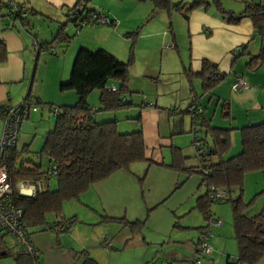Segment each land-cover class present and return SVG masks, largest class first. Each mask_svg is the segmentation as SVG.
I'll use <instances>...</instances> for the list:
<instances>
[{"label":"crops","instance_id":"1","mask_svg":"<svg viewBox=\"0 0 264 264\" xmlns=\"http://www.w3.org/2000/svg\"><path fill=\"white\" fill-rule=\"evenodd\" d=\"M15 1L26 4L30 14L25 20L27 27L16 26L9 29V26L0 24V43L4 45L6 53L5 63L0 66V110L13 107L28 96L39 102L38 115L32 117L34 113H31L22 122L16 148L18 150L21 145V150L27 149L23 154L24 161L39 167L44 173L50 169L51 163L49 158L39 154V151L45 135L53 129L54 121H48L42 126L40 123H44L51 108L57 109L76 103L75 93L59 94L58 88L68 80L71 62L77 50H91L90 46L98 41V37L89 31H83L68 45L59 43L55 55L42 48L34 57L32 42L36 40L40 45L52 42L59 28L66 26L63 19H60L63 12L71 6L74 7L78 0ZM239 1L234 8L227 5V2H233L232 0H220L225 12L233 15H238L244 10L242 0ZM252 1L264 6V0ZM3 4L4 0H0V10ZM176 17L183 18L178 14ZM187 17V20L183 18L185 36H177L172 24L169 32L163 30L164 36L162 34L159 38L160 47L162 49L165 46L163 42L168 39L167 49L179 52L180 46L186 41L189 58L188 69L186 67L185 71L199 73L201 61L206 60L225 74L224 82L206 95L200 94L201 89L196 91L192 82L190 89L199 97L197 106L210 127L233 130L230 134L231 149L224 159L233 158L241 150L239 131L243 127L264 122V65L254 71H249L246 67L249 59L259 53L261 42L255 35L249 19H243L238 25H229L214 10L206 13L201 10L193 11ZM34 23L40 24L41 30L45 29L43 39L32 31ZM119 23L115 22L113 27L117 28ZM67 32L65 30L68 35ZM148 37L153 36L149 34ZM170 44L174 45L173 48H169ZM238 78L244 81V88L233 91L232 84ZM37 81L44 88L33 92ZM129 89L132 92L138 90L131 87ZM193 94L189 90L187 99H190V102L187 108L192 103ZM132 102L136 106L125 115L124 122L116 121L117 131L130 133L140 129L146 147V158L152 163H138L131 165L128 170L116 172L91 186L78 201L65 203L60 218L49 215L48 224H56L60 219L68 220L73 224V230L70 234L55 237L53 242H43L40 236H36L34 242L31 238L32 244L40 254V264H83L82 253L87 254L97 264H158L160 260L172 261L175 264H195V261L199 260V233L206 222L196 209V204L205 194V190L197 173L199 164L195 161L196 153L191 148L189 135L194 129L193 120L189 115L169 112L170 109L178 108L179 112L182 109L175 105L165 108L157 97L151 98L148 95L146 105L140 98L135 101L132 99ZM223 103L229 107L228 120L222 119L220 115L219 109ZM2 115L1 111L0 138L3 130ZM108 115L110 114L104 116V120L110 119ZM136 116L140 117V124L135 121ZM116 117L114 115V118ZM53 118L55 119L54 115ZM208 142L211 143L210 140ZM171 148L181 151L187 171L169 167L172 160ZM250 175L261 180V184L255 185L254 195L264 192V172L247 174L245 180ZM50 180L47 189L55 190L56 187L51 189ZM69 205H73V210L65 216L63 210ZM209 212L211 218L218 221L219 225L210 228L212 237L209 246L212 247V257L201 258L200 264H239V250L230 213L228 212L227 217V212L218 208L210 209ZM260 213H264V203L252 206L246 212L249 218ZM105 218L145 224L140 231L132 233L127 227L117 223L104 222ZM36 230L46 231L45 226ZM106 242L110 243L108 249L104 248ZM0 248L10 250L13 259L19 253V248L12 238L4 233H0ZM257 264H264V258Z\"/></svg>","mask_w":264,"mask_h":264},{"label":"trees","instance_id":"2","mask_svg":"<svg viewBox=\"0 0 264 264\" xmlns=\"http://www.w3.org/2000/svg\"><path fill=\"white\" fill-rule=\"evenodd\" d=\"M151 1L156 9H165L169 17L174 13L182 16L185 20L188 19L187 15L190 12L199 10L204 13L214 10L229 25H238L243 19H249L255 35L261 42V48L256 56L249 59L246 67L249 71H254L264 65V6L260 3L242 0L244 10L238 15H233L225 12L220 0H178L179 2L176 4L171 0ZM89 2L90 0H78L77 4L72 7L75 18L71 23L80 29L83 25L92 26L90 24L91 12L96 10L88 7ZM16 26L27 27V24L25 20L19 21L11 24L9 29H14ZM169 28H172L171 24ZM65 30V26L60 27L52 42L44 45L39 44V51L42 48L47 51L48 45L53 42L68 45L72 38L65 33ZM5 54L4 45L0 43V66L5 63ZM201 62L199 73L189 72L187 75L190 79L200 82L201 95H206L224 82L226 76L219 71L216 65L206 60ZM132 65V58L128 63H122L103 49L92 51L79 48L77 50L69 78L59 86L61 93H75L77 101L72 106L57 108L53 129L45 135L39 151V154L49 158L50 169L56 168L54 177L56 189H47L33 199L20 198L16 202V205L23 210V223L28 232L43 226L46 230L51 225L47 223L49 215L60 218L65 203L78 201L80 196L87 192L91 186L109 178L116 172L128 170L134 164L152 163L146 158V147L140 129L131 133H119L116 121L98 123L94 120V110L88 103L90 94L97 91L99 93V112L117 113L135 107L136 105L132 102V96L135 93L130 91L128 86ZM189 82L192 81L189 80ZM109 87H115L117 91L111 92L108 90ZM190 93L193 94L191 89ZM198 98L193 94L190 106L181 112L176 109L177 113H174L191 117L194 126L191 135L196 136L203 144L202 150L207 151V156L201 155L198 158L196 155L199 164L197 173L202 179L201 185L205 188V194L197 200L196 209L203 216L204 222L208 223L212 219L209 212L210 205L223 203L228 195L235 190L237 197L231 201V208L233 233L239 250L237 262L239 264H257L264 258V213L252 218L247 217L246 212L252 206L253 201L247 205L244 203L242 182L247 174L264 172V122L243 127L239 131L240 152L233 158L224 159L231 149L230 134L233 130L210 127L203 118V112L197 106ZM30 99L31 97L28 96L24 101ZM141 101L144 104L143 99ZM35 103L39 106V102L35 100ZM192 109L200 111L199 118L195 120L192 118L190 112ZM228 109V104L225 103L219 109L224 120L230 119ZM1 111L4 120L7 108ZM135 121L140 124V117L138 116ZM209 140L211 143L208 142ZM27 151L25 148L21 151L15 148L6 150L2 154L0 164L6 166L13 183L18 180H39L48 171L42 173L39 167L31 166L30 162H25L23 154ZM171 158L170 168L187 171L185 158L179 149L171 148ZM211 188L215 191L225 192L222 202H214L210 199ZM103 221L127 227L132 233L140 231L145 224V222L130 223L125 219L105 218ZM57 223L72 224L63 219ZM198 246L197 255L200 259L201 254ZM82 255L84 257L83 264H97L87 254L82 253ZM7 257H12L10 250L0 248V259ZM14 261L15 264H40L38 258H33L24 252L16 255Z\"/></svg>","mask_w":264,"mask_h":264},{"label":"rangeland","instance_id":"3","mask_svg":"<svg viewBox=\"0 0 264 264\" xmlns=\"http://www.w3.org/2000/svg\"><path fill=\"white\" fill-rule=\"evenodd\" d=\"M5 1L6 0H4V3ZM232 1L233 2L230 3L227 2V5L232 6L234 8L237 7L238 4L237 1L239 0H232ZM171 2L176 4L179 1L171 0ZM72 7L73 6H71L68 9H72ZM88 7L98 12L104 13L107 16L109 15L108 17L111 20L117 23L120 22L119 26L117 28H114L112 26H107V27H96L94 25L84 26L80 30L79 34L76 35L75 28L73 27V25L67 23L66 13L68 12V9H65V11L63 12V16H61L60 19H63L64 21L63 23L66 24L65 28L68 31L67 32L68 36L72 38V42L80 35L81 32L89 31L92 34H96V36L98 37V41L93 42V45L90 46L92 51L96 49L97 50L103 49L109 53H112V55H114L122 63H128L132 58L133 65L130 69V80L128 86L131 87L132 89H138L137 91L134 90L133 92L135 93L132 96V99L134 101L138 98L143 99L144 101L145 98V102H147V97L148 95H150L151 98L154 97L159 98V100L162 101V104L165 105L164 106L165 108L168 105H175L177 107H180L182 110L187 108L190 102V99H187L189 98L188 93L191 88L190 87L191 83L189 82V80L192 81L193 83L192 85L193 87H195L196 91H199L201 89L199 87L200 82L196 79H190L187 75L189 72L185 71L186 69H188V63H187L189 58V52L187 50L188 45L185 41L183 46H180V49L178 50L179 52H176L174 50L167 49V47L169 46V44L167 45L168 39L165 42H163L165 46L162 49L159 43L161 42L160 41L161 39L159 38H161L162 34L164 36V31L165 30L168 32L170 31L169 29L170 24L171 25L173 24L172 26H174L177 36L178 35L181 37L185 36L186 28L184 26L185 22L183 21V18L179 19L178 17H176V14L174 13H172L173 15L169 17L165 9H161V10L156 9L154 7V3L151 0H145V1L90 0ZM151 9L153 11L150 12ZM155 10H158V13L155 14L156 16L146 25H143L144 22L151 16V14H153ZM2 24L9 26V28L11 25L6 22H3ZM40 27H42L40 24L34 23L32 31H34L35 34H38L41 37L40 39H43L42 38L44 34L43 31L45 32V29L42 28L41 30ZM102 29L104 31L101 32ZM149 34H152L153 37L149 38L148 37ZM43 88L44 86L38 84L37 81L33 86V92L35 90L36 91L42 90ZM58 92L59 94H63L59 90ZM98 96L99 93L97 91L90 94L88 98V103H90L89 104L90 107L94 110V115H93L94 120L98 123H101L107 121L104 120V116H106L107 113L98 111ZM30 100H33V98H31ZM23 102L24 101L20 102L17 105H14L13 107L18 106ZM201 105L204 106L202 103ZM175 109L178 110V108ZM175 109H170L169 112ZM44 110L47 112V109L45 107ZM39 111H40V107H38V112ZM129 111L130 110H124L117 113H109L110 115L108 116L110 119L108 121H122L123 123L124 122L123 119L124 117H126L125 115ZM38 112H36L37 114L34 113L32 117L37 116ZM114 115H116L117 117L114 118ZM48 121H50L51 123H53L54 121L51 112L48 113L47 118L44 119V123H40L41 126L43 124H46V122ZM120 129H122V127ZM40 131L42 130L40 129ZM189 136L192 141V136L191 135ZM20 146L19 149L21 151ZM192 150L195 152L194 148ZM193 157L194 156H192V158ZM192 160L193 159H191L190 161ZM195 161H197L196 158ZM251 176L252 175H250V177H248L247 180H245L244 177V181L242 182L243 201L244 203H246V205L249 202L253 201L252 204L253 207H255V205L260 206L262 203H264V192L254 195L255 192L253 190H255V185L257 183L261 184L260 183L261 180L258 179L257 176L256 177H251ZM50 183H51V189H54L56 187L55 179L50 180ZM236 193L237 192L233 190L223 203H212L210 205V209L218 208V210L222 212L225 213L227 212V217L229 212L232 220L233 218H232L231 201L237 197ZM71 206L73 205H69V207H67L65 211L63 210L65 216L68 215V212L70 213L73 210ZM252 206H250V208ZM207 225L208 224L206 222L205 226ZM29 233L31 235L33 242L36 236H40L43 242H53V240L55 241V237L66 235V234L55 235L54 233L47 230L37 231L36 229L29 230ZM8 244L10 245V241L8 242ZM0 264H15V263H14V259L10 257V258L0 259Z\"/></svg>","mask_w":264,"mask_h":264},{"label":"built area","instance_id":"4","mask_svg":"<svg viewBox=\"0 0 264 264\" xmlns=\"http://www.w3.org/2000/svg\"><path fill=\"white\" fill-rule=\"evenodd\" d=\"M30 10L24 3L16 2L14 0H6L1 11H0V22H6L8 24L18 23L19 21L26 20ZM75 18V13L72 9H68L66 13V19L68 24H72L71 21ZM90 24L96 27H107L115 24V21L111 20L104 13L95 11L91 12ZM73 25V24H72ZM85 25H83L84 27ZM75 28V34L78 35L80 32V27ZM57 42H53L48 45L47 51L51 55L56 54L58 47ZM173 44H170L169 48H173ZM33 55L37 56L39 51V43L34 40L32 42ZM244 81L241 79H236L235 83L232 84L233 91H239L244 88ZM109 91L116 92L115 87H109ZM144 105L145 98H144ZM38 111V105H36L35 100L24 101L22 104L9 107L6 111V116L3 120V130L0 138V159L2 154L6 150L15 149L17 146V141L19 137L20 127L24 120H26L31 113ZM177 110H172V113H177ZM54 117L56 116L57 109L52 108L51 110ZM191 116L195 120L200 117V111L192 109ZM192 136V148H194L196 155L207 156V151L202 150L203 144L194 135ZM202 150V151H201ZM200 151V152H199ZM56 176V168L52 167L46 173V175L36 181H25L18 180L13 183L8 175L7 168L4 164H0V233H4L12 238L16 246L19 248V253L24 252L33 258L39 257L38 250L34 247L31 242L30 234L23 223V210L16 205V202L20 198L33 199L38 194L44 192L48 188V181ZM22 194H27V197H23ZM225 192L221 190L215 191L213 188L210 189V199L214 202H222L224 200ZM208 225L199 233L200 243L199 252L201 257L195 262V264H200L201 258L212 257V247L209 246L210 238L212 237L210 228L214 225H219L218 221L211 219L208 221ZM56 235L68 234L73 230V224L70 223H57L50 225L46 228ZM105 249L110 248V243L106 242ZM18 253V254H19ZM158 264H174L172 261L160 260Z\"/></svg>","mask_w":264,"mask_h":264},{"label":"water","instance_id":"5","mask_svg":"<svg viewBox=\"0 0 264 264\" xmlns=\"http://www.w3.org/2000/svg\"><path fill=\"white\" fill-rule=\"evenodd\" d=\"M158 13V10H155L153 12V14H151V16L144 22L143 25H146L148 22H150L154 17H155V14ZM23 197H27V194H22Z\"/></svg>","mask_w":264,"mask_h":264}]
</instances>
